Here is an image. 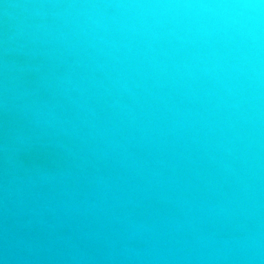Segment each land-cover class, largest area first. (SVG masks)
Instances as JSON below:
<instances>
[{"label": "water", "instance_id": "obj_1", "mask_svg": "<svg viewBox=\"0 0 264 264\" xmlns=\"http://www.w3.org/2000/svg\"><path fill=\"white\" fill-rule=\"evenodd\" d=\"M0 264H264V0H0Z\"/></svg>", "mask_w": 264, "mask_h": 264}]
</instances>
